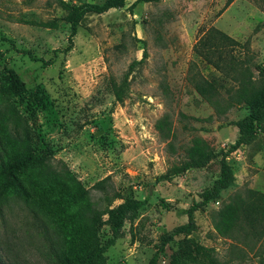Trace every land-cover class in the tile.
Here are the masks:
<instances>
[{"label":"rangeland","instance_id":"rangeland-1","mask_svg":"<svg viewBox=\"0 0 264 264\" xmlns=\"http://www.w3.org/2000/svg\"><path fill=\"white\" fill-rule=\"evenodd\" d=\"M103 1L0 0V81L15 74L24 83L20 96H0V111L9 115L12 106L35 137L36 153L66 165L99 207L102 192L93 186L104 179L109 196L142 201L105 255L106 264H148L159 237L187 223L184 211L219 175L215 158L182 170L186 149L199 138L215 154L228 151L239 135L233 123L246 114L227 105L226 90L236 82L199 56L198 42L212 28L224 33L237 43L230 55L256 79L264 64V0H159L133 8L135 0H125L121 9L86 14L70 44L69 8ZM212 79L225 85L215 107L195 89ZM112 81L123 91L121 103ZM226 161L234 182L195 212L190 237L215 264H264L263 227L258 236L243 229L235 238L213 227L215 213L236 195L247 202L249 191L264 195V136ZM55 226L36 208L0 200V264H51L50 237L59 247ZM102 232L107 239L108 228ZM174 253L178 264H205L182 235L158 263L170 264Z\"/></svg>","mask_w":264,"mask_h":264},{"label":"trees","instance_id":"trees-1","mask_svg":"<svg viewBox=\"0 0 264 264\" xmlns=\"http://www.w3.org/2000/svg\"><path fill=\"white\" fill-rule=\"evenodd\" d=\"M158 1L135 0L130 8ZM124 6L125 0H104L102 3L71 6L68 14L70 44L86 14L100 15ZM236 44L230 37L212 28L199 40L196 50L202 59L216 68H222L224 75L236 82L235 87L226 90V103L245 108L246 114L233 123L238 129V138L228 151L218 154L199 138H195L186 149L187 161L182 170L205 168L215 158L219 164V175L212 187L200 195V201L184 211L187 223L159 237L156 251L148 264H159V255L179 235L184 237L189 248H193L196 257L205 264H215L210 251L190 237L195 229L194 214L204 209L210 201H216L221 191L234 182L233 170L226 161L228 155L239 147L250 145L258 133L264 136V64L257 67L258 77L254 79L249 69L242 68L228 52ZM70 48L71 45L66 50ZM111 87L116 101L121 103V87L113 81ZM223 88L225 85L220 79L203 80L195 84L196 92L213 107L218 103L214 98ZM23 90L24 83L15 74H8L0 81V96L7 99L20 96ZM7 122H12L15 127L8 130ZM20 122L21 117L12 106L9 115L0 111V200H19L27 207L36 208L56 225L59 247L54 249V238L50 237L53 242L50 245L51 264H106L107 250L123 237L125 224H132L137 219L142 201L133 198L122 200L118 192L109 196L107 179H104L93 186V189L102 192L100 199L104 205L99 207L93 201L90 190L82 185L66 165L60 161H56V164L55 159L46 153H36L33 145L35 137L28 126H21ZM116 200L122 202L114 206ZM248 200L236 195L215 213L213 227L220 236L235 238L243 229L249 235L258 236L260 227L264 229V195L249 191ZM104 227L108 228L107 239H103ZM178 261V254L174 253L170 264H178Z\"/></svg>","mask_w":264,"mask_h":264}]
</instances>
